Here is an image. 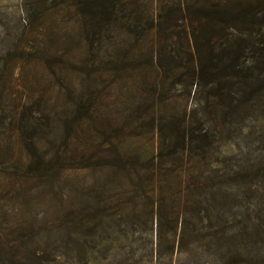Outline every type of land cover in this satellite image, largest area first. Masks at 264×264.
I'll use <instances>...</instances> for the list:
<instances>
[{
    "label": "rangeland",
    "instance_id": "rangeland-1",
    "mask_svg": "<svg viewBox=\"0 0 264 264\" xmlns=\"http://www.w3.org/2000/svg\"><path fill=\"white\" fill-rule=\"evenodd\" d=\"M64 1L0 0V96L4 94L6 98L0 109L2 119H7L0 120V260L3 264L13 258L18 262L16 256L20 259L29 252L47 256L51 264H109L115 255L139 253L144 249L149 237L148 231L142 230L146 217L141 215L143 222L135 224L136 231L131 235L133 228L126 218H122L124 224L121 226L119 219L113 216L114 211L105 225V244L97 246L90 242L79 249L76 240L82 235L88 237L91 232L93 238L95 236L93 227L98 220L92 205L101 202H96V197H102L105 202L114 199L113 208L119 212L115 207L119 194L137 182L132 167L128 166V170L110 168L108 157L120 155L128 164L136 163L140 168H144L151 158L158 159L159 165L169 162L170 152L161 149V140L169 134L165 132L160 138L158 129L167 124L165 121H171L172 116L181 117L195 106V99L189 93L190 68L186 69L185 64L190 66L191 61L187 44L181 40L183 35L178 31L170 32L175 34L172 40L169 37L161 44L156 32L144 34L139 40L120 35L115 43H103L90 55L80 18L69 15ZM163 44L166 54L172 55L169 58L163 54L162 58L170 61L176 72L161 69L160 57L158 64L157 60L152 62L154 51L159 52ZM116 58L124 61V72L117 70L122 61L118 63ZM93 62L95 65L87 69L86 65L91 66ZM90 74L94 78L91 76V82L87 80ZM59 76L67 88L61 89ZM83 81L91 88L80 90ZM26 86L35 89L40 97L46 92L43 99L47 104L43 109H36L34 117L51 116L53 124L44 134L38 129L29 134L26 131L34 137L26 135L22 141L21 134L16 128L12 130L9 123L20 115L13 106ZM75 87L79 88L76 93L83 95L87 107L94 112L89 120H82L81 115L75 119L76 107L74 109L67 98V89L75 93ZM161 97L165 99L164 105ZM160 116L164 120L159 125ZM66 122L70 126L68 130L64 127ZM255 123L258 131H264V116ZM252 127L253 124L248 126L247 123L244 131H250ZM226 134L224 130L213 147V151L222 153V157H212L210 167L201 170L209 172V169L223 168L220 161L225 157L231 159L232 168L229 169L236 170L234 167L245 160L248 147L244 146L242 135L230 138ZM66 138L70 139V150L80 148L79 159H85L83 162L95 157L90 164L93 166L67 170L58 176H52L54 172L48 169L50 175L42 179L27 177L28 168L34 165L36 157L44 158V162L50 164ZM33 143L38 145L37 154ZM166 169L183 170L178 161ZM238 181L235 183L230 176L227 185L222 182L223 190L226 188V195L223 193L225 218L233 233L238 232V222L244 219V205L252 201L262 204L264 209V188L260 186L259 194L251 191L249 195L238 185L245 183ZM72 191L76 195L72 198L75 204L70 203L71 197H68V194L73 196ZM71 208L76 212L74 218L78 227L73 226L70 230L67 215ZM126 211L120 210L121 217ZM81 223L82 233L77 235ZM69 230L74 233L73 240L68 238ZM126 234H129L128 238L123 237ZM66 238L69 239L67 242ZM233 244V250L241 249L246 240H235ZM209 254V258L204 256L201 260L204 263L207 259L205 264H214L217 257L214 243ZM16 264H26V259Z\"/></svg>",
    "mask_w": 264,
    "mask_h": 264
},
{
    "label": "trees",
    "instance_id": "trees-1",
    "mask_svg": "<svg viewBox=\"0 0 264 264\" xmlns=\"http://www.w3.org/2000/svg\"><path fill=\"white\" fill-rule=\"evenodd\" d=\"M64 2L69 15L80 18L82 34L89 44L90 55L99 50L103 43H115L120 35L139 40L144 34L156 32L161 44L169 37L172 40V35L175 34L171 35L170 32L178 31L177 33L184 37L181 36V40H184L188 47L191 62L190 66L186 67L185 64V68H190L188 87L189 93L195 99L194 109L190 113L184 112L183 116L178 118L172 116L171 121H165L167 124L158 129L160 138L165 136V132L169 134L161 140V149H168L170 152L169 162L159 165L158 159L151 158L144 168H140L136 167V163L128 164L120 155L108 157L110 168L128 170V166L132 167L137 182L129 186L128 191L119 194L115 206L119 212H115L113 208L114 199L105 202L102 197H96V202L101 200L92 205L98 220L93 227L96 240L92 232L88 237L82 235L76 240L79 249L87 247L90 242L97 246L107 242L105 225L114 211L113 216L119 219L121 226L124 224L122 218H126L125 221L133 228L131 235L136 231L135 224L143 222L141 215H144L146 221L142 230L148 231L149 237L145 240V248L139 253L123 252L113 256L109 264H198L200 261V264H205L207 259L204 263L201 259L204 256L209 258L213 243L217 253L214 264H264L263 205L254 204L252 201L244 205V219L238 222V232L233 233V228L227 226V217L225 218L226 198L223 193L226 195V188H222V182L227 185L230 176L235 183L238 179V183H245L238 185L243 187L242 190L246 191V194L250 195L251 191L259 194L260 186L264 188V131H258V126L254 127L259 117L264 116V0ZM166 52L163 44L159 52L154 51L152 62L157 60L158 64L160 57L159 62L164 64L159 66L161 69L176 72L177 69H173L170 61L162 58ZM166 55L169 57L172 53ZM119 60L118 63L122 61V64L117 70L124 72V61ZM94 63L91 66L86 65V68H92ZM79 64L82 66L81 60ZM92 75H88L87 80L90 82ZM57 78L59 83L61 81V89L67 88L62 85L63 79L60 76ZM89 87L91 88L83 81L80 90L90 89ZM76 89L79 88L75 87V93L67 89L69 104H72L74 109L76 107L75 119L81 115L82 120H89L94 112L92 108L87 107L83 95L76 93ZM45 94L46 92L40 97L35 89L26 86L13 106L20 115L13 119L9 126L12 130H18L22 141L26 135L29 138L34 137L32 134L28 135L33 133V130L38 129L43 134L46 133L53 124L51 116H45L43 119L34 117L37 113L35 110L43 109L47 104V100L43 99ZM5 99L4 94L0 96V107ZM160 101L164 105L165 99L161 97ZM2 112L0 109V120L5 119H2ZM159 120L160 125L164 119L160 116ZM247 123L248 126L253 124V129L245 132ZM68 124H64L65 130L70 128ZM224 130L230 138L236 134L242 135L244 146L248 147L245 160L234 167L236 170L229 169L232 168L229 163L231 159L226 157L220 161L223 168L209 169V172L201 170L210 167L212 157H222V153L213 151V147L218 143L217 137ZM77 140L79 141L78 138ZM63 142L50 164L37 156L34 165L31 164L28 168L34 172L27 171V177L38 176L42 179L47 174L50 175L48 169L54 172L52 176H58L67 170L88 169L93 166L90 164L95 157L91 156L83 162L85 159H79L80 148L77 146L70 150L69 138ZM33 145L37 154L38 145ZM159 159L162 160L160 157ZM177 161L182 171L166 169ZM71 193L73 196L68 194V197H71L70 203L75 204L73 199L76 195L74 191ZM125 209L127 213L121 217L120 210L124 212ZM75 215L76 212L71 208L67 215L70 230L78 227ZM82 221L83 218L80 222ZM79 226V231L75 233L77 235L82 233V223ZM70 230L67 235L73 240L74 233H70ZM128 235L123 237L128 238ZM239 239L246 240V245L233 250V242ZM16 258L19 263L26 259V264H51L47 256H38L35 252L26 253V256L20 259L18 256ZM14 262L18 263L14 258L7 260L8 264H16ZM0 264H3L1 260Z\"/></svg>",
    "mask_w": 264,
    "mask_h": 264
}]
</instances>
